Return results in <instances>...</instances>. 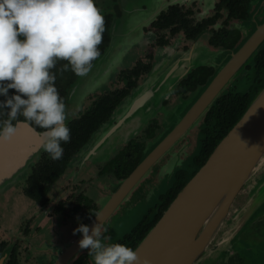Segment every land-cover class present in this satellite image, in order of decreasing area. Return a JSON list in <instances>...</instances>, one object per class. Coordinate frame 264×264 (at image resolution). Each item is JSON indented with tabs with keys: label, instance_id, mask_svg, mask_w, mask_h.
<instances>
[{
	"label": "flooded vegetation",
	"instance_id": "1",
	"mask_svg": "<svg viewBox=\"0 0 264 264\" xmlns=\"http://www.w3.org/2000/svg\"><path fill=\"white\" fill-rule=\"evenodd\" d=\"M113 2V13L102 14L110 19V26L108 42L99 58L111 43L115 22L124 19L125 23L116 26L117 32L123 35L122 47L114 64L116 73L113 78L101 82L99 90L84 96L81 109L75 117L83 112L96 97L119 90L126 83L128 85L126 77H131L132 80H136V85L126 95L128 96L133 89L137 88L140 81L153 72L157 58L166 50L182 53L197 46L206 48L209 53L218 54L219 58L217 57L218 59L214 61L208 60L207 65L193 68L180 78L173 92L162 101L161 110L136 137L127 143L109 146L94 160L86 161L82 165L77 161L78 153L85 146L84 144L67 163L63 174L49 185L48 191L40 200L33 199L25 190L26 181L36 161L45 152L37 154L27 174L9 188L10 190L13 188L14 194H22L29 199V204H32L34 208L32 211H24V216L15 232L11 230L10 233L8 229L0 228V264H53L61 248L72 242L78 235V233L73 234L74 230L80 224L86 225L92 221L108 196L114 193L126 178H119L120 171L115 168L117 167L115 159L121 151L127 149L129 145L144 143L141 152L143 156L137 165L141 163L149 149L157 145L171 130L170 122L173 113H176L184 102L192 99L207 85L222 64V57L242 47L256 27L264 22V0H125L123 6H119L118 0ZM262 50H264V41L259 45L255 57L225 91L238 88L247 82L246 78L252 71L249 68L254 67L256 56ZM198 56L202 55L198 54ZM175 59L176 56L173 55L172 62ZM175 62L172 63L174 67L177 65ZM138 67V72L142 70V73L135 78L133 72ZM166 71L165 68H159L157 73L159 76H164ZM202 72H208L209 75L204 76ZM193 73L197 77L201 76L196 88L190 90L189 87L193 81H190L189 77ZM37 131L44 132V130ZM148 134L152 135L151 138H148ZM198 140L199 126L153 165L148 176L101 227V237H110L103 239V243L113 244L127 240L145 217L149 221L160 211L161 198L172 188L176 175L179 172L185 171L190 174L194 171L193 158ZM255 174L249 180L250 182L241 188L208 250L201 254L195 264H264V201L240 224L224 245L213 248L225 241L234 227L241 222V220L235 221L237 212L264 180V170L257 176ZM66 179L70 182L65 181ZM57 186H60L59 191L53 193V189ZM9 189L1 194H6L10 191ZM92 214L94 216L89 219ZM134 217H136L134 222L138 217L136 224L123 234L115 235L121 223L129 227V221ZM112 219L116 220L115 224L111 230H108L106 224ZM225 226L227 228L222 231ZM70 264H93V259L85 249Z\"/></svg>",
	"mask_w": 264,
	"mask_h": 264
},
{
	"label": "water",
	"instance_id": "2",
	"mask_svg": "<svg viewBox=\"0 0 264 264\" xmlns=\"http://www.w3.org/2000/svg\"><path fill=\"white\" fill-rule=\"evenodd\" d=\"M122 23H125L124 19L115 22L110 45L93 64L88 75L78 77L71 87L66 113L74 111L76 107L80 108L84 96L99 90L101 82L113 78L116 73L114 64L123 43V35L117 32L116 26ZM263 41L264 22L256 27L242 47L221 58L222 64L207 85L173 113L170 122L172 128L168 134L149 149L143 161L120 183L116 191L108 196L93 220L86 224L90 229L89 234L97 223L103 226L119 205L126 201L148 176L154 164L200 125L214 102L255 57ZM173 55L176 59L172 62L170 58H173ZM218 56L209 53L206 48L197 46L182 53L164 51V54L157 58L153 72L123 99L109 120L92 134L78 153L77 162L83 165L86 161L94 160L107 147L127 143L136 137L161 110L162 101L173 92L180 78L193 68L207 65L208 60H217ZM174 62L176 67L172 66ZM159 68L167 70L164 76L157 73ZM72 119L73 117L67 118V123ZM42 133L27 123H20L13 139L8 143H0V193L22 179L33 165L37 154L43 152ZM262 165L264 87L134 249L137 251L139 264H195L201 254L208 250L241 188L250 182ZM263 201L264 180L237 212L235 221L241 222L234 227L225 241L213 248L224 245ZM82 238V234L78 233L72 242L62 247L53 264H70L83 251L79 248Z\"/></svg>",
	"mask_w": 264,
	"mask_h": 264
},
{
	"label": "clouds",
	"instance_id": "3",
	"mask_svg": "<svg viewBox=\"0 0 264 264\" xmlns=\"http://www.w3.org/2000/svg\"><path fill=\"white\" fill-rule=\"evenodd\" d=\"M105 18L94 0H0V143L16 135L20 123L43 129L42 148L52 160L62 158V143H70L66 105L55 86L53 69L87 76L101 55ZM15 95L9 96V90ZM23 117V120H19ZM16 121V124L13 123ZM100 224H80L81 250L93 264H139L137 251L105 244Z\"/></svg>",
	"mask_w": 264,
	"mask_h": 264
},
{
	"label": "trees",
	"instance_id": "4",
	"mask_svg": "<svg viewBox=\"0 0 264 264\" xmlns=\"http://www.w3.org/2000/svg\"><path fill=\"white\" fill-rule=\"evenodd\" d=\"M104 18L105 33L103 43L100 46V52L106 47L109 35L110 19L108 17ZM64 63L66 62H59L53 71L56 73L55 86L59 90V94L63 98L67 107V97L78 76H76L70 68L68 71H63ZM138 69L139 67L133 72L135 78L142 73V70L141 72H138ZM147 69L148 68H146V70ZM249 69L252 71L246 78L247 82L238 88L229 89L222 93L200 123L199 140L196 143V153L193 158V164L195 166L194 171L190 174L185 171L179 172L176 175V180L173 183L172 188L161 198L162 206L160 211L149 221L145 217L128 236L127 240L122 241L121 244H124L133 250L137 247L149 230L160 219L164 210H166L168 205L186 185L188 180L204 165L216 145L226 136L229 130L245 113L252 100L264 87V50L258 53L254 61V67ZM202 74L204 76L209 75L208 72H202ZM200 76L197 77L195 73H193L189 77V80L193 81L191 87H189L190 90L196 88ZM126 78L128 79V85L126 83V85L119 90H114L111 93H104L96 97L83 112L79 113L77 117H73V119L67 123L68 127L71 129V141L70 143H62L61 146L64 148V153L61 159L54 161L46 152L40 155L26 181L25 190L30 197L36 200L42 199L48 191L49 185L63 174L67 163L77 154L79 149L89 141L92 134L102 124L109 120L115 108L136 85V80H132L131 77ZM121 80L126 81L125 79ZM15 94H17L15 93V90H9V96ZM4 99L5 97L0 96V101H3ZM5 118L6 117H0V119ZM19 120L22 121L23 117H19ZM15 122L16 121H13V123ZM31 126L39 131L43 130L35 125ZM151 136V134H148V138H151ZM143 146L144 143H136L133 146L129 145L127 149L121 151L116 157L115 166L117 167L115 168L120 171L118 174L119 178L127 177L135 168L143 156L141 155ZM93 216L94 214H92L89 219Z\"/></svg>",
	"mask_w": 264,
	"mask_h": 264
},
{
	"label": "rangeland",
	"instance_id": "5",
	"mask_svg": "<svg viewBox=\"0 0 264 264\" xmlns=\"http://www.w3.org/2000/svg\"><path fill=\"white\" fill-rule=\"evenodd\" d=\"M113 1L114 0H94L96 6L101 11V14L113 13V8H114V2ZM138 3L141 4V2H139V1H138ZM118 4H119V6L125 5V0H118ZM170 59L172 61V57ZM141 82L142 81H140V84H141ZM80 109H81V107L80 108L76 107V109H74V111H68L67 112V118L75 117L78 114ZM196 128H194L193 130H196ZM193 130H192V132H193ZM262 170H264V165H262L259 168V170L256 172L255 175L256 176L259 175V173ZM19 180H22V179H19ZM65 181H67L68 183L70 182V180L68 181L67 179ZM83 186H85V185L83 184ZM59 189H60V186L55 187L53 189V193L58 192ZM14 193L15 192L13 191V188L10 191H8L6 194L0 193V228L8 229L10 233H11V230H12V232H15V230L17 229V225L19 224V222H21L22 216H24V211H32L34 208L31 206L32 204H29L30 203L29 199H27L22 194L18 195L17 193L16 194H14ZM27 204H29V206H27ZM25 208H27V210ZM135 218L136 217H134L133 219L130 220L133 223H131L129 221V227H127L128 225L121 223L118 226V228L116 229L115 235H117L119 233H120V235L123 234L124 232H126L128 230V228H131L134 224H136L138 221V217H137L136 221L134 222ZM115 221H116L115 219L114 220L112 219L111 221H109L106 224V228L108 230H111L115 224ZM225 228H227V226H225L224 230H222V231H225ZM221 237L222 236H220V238ZM209 253H211V252H209ZM209 255L210 254H208V256ZM229 255L230 254H228V256ZM228 256H226V257H228Z\"/></svg>",
	"mask_w": 264,
	"mask_h": 264
}]
</instances>
